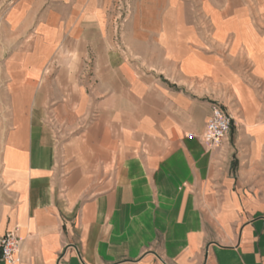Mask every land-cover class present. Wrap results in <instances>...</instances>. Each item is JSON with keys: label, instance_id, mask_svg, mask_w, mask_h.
Returning <instances> with one entry per match:
<instances>
[{"label": "crops", "instance_id": "obj_1", "mask_svg": "<svg viewBox=\"0 0 264 264\" xmlns=\"http://www.w3.org/2000/svg\"><path fill=\"white\" fill-rule=\"evenodd\" d=\"M45 2L19 0L12 25H49L36 22ZM105 2L72 6L99 14ZM158 30L141 69L97 60V76L132 79L123 116L109 96L99 105L113 117L99 114L60 150L34 104L0 139V233L20 240L7 264H264V38L215 49ZM247 100L260 115L235 121L219 147L187 136L204 131L213 104Z\"/></svg>", "mask_w": 264, "mask_h": 264}, {"label": "rangeland", "instance_id": "obj_2", "mask_svg": "<svg viewBox=\"0 0 264 264\" xmlns=\"http://www.w3.org/2000/svg\"><path fill=\"white\" fill-rule=\"evenodd\" d=\"M18 1L0 0V139L35 104L37 117L48 120L60 150L99 114L113 117L114 111L101 110L99 102L114 97L117 119L130 102L126 89L132 79L97 76L98 59L108 60L110 55L118 66L128 60L141 69L145 65L141 56L152 53L156 58L159 28L169 33L180 28L185 36L211 38L215 49H227L234 38L248 32L264 38V0H106L99 14L74 13L76 0H46L36 22L45 20L49 25H12L9 16ZM237 64L242 82L251 84L245 77L247 62L237 59ZM41 71L47 73L40 77ZM140 73L133 80L140 79ZM244 101L225 102L233 123L260 115L251 101Z\"/></svg>", "mask_w": 264, "mask_h": 264}, {"label": "built area", "instance_id": "obj_3", "mask_svg": "<svg viewBox=\"0 0 264 264\" xmlns=\"http://www.w3.org/2000/svg\"><path fill=\"white\" fill-rule=\"evenodd\" d=\"M233 124V116L218 103L213 104L204 131L197 135L189 132L187 136L198 137L210 147H219L228 137ZM20 249L16 229L0 233V264L13 263Z\"/></svg>", "mask_w": 264, "mask_h": 264}]
</instances>
